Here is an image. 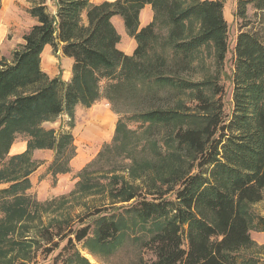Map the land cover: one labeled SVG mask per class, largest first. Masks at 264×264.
Segmentation results:
<instances>
[{"label": "trees", "instance_id": "1", "mask_svg": "<svg viewBox=\"0 0 264 264\" xmlns=\"http://www.w3.org/2000/svg\"><path fill=\"white\" fill-rule=\"evenodd\" d=\"M27 2L36 24L11 59L0 60V185H6L0 189V264H27L42 242L51 254L59 248L55 240H64L62 226L32 236L47 211L28 195L39 167L33 153L54 151V177L71 171L75 109L91 108L103 82L119 119L112 144L99 155L112 153L118 162L104 173L111 176L103 186L109 203L93 213L125 209L152 223L154 234L143 249L154 260L142 258L140 264H264L251 254L261 248L251 233H264V216L252 211L264 201V0H237L230 105L220 83L230 52L223 0ZM146 6L153 21L141 28ZM115 16L136 42L131 56L118 48ZM46 46L73 60L70 82L42 70ZM63 115L69 131L43 127ZM19 136L26 137L27 149L10 156ZM144 157L150 160L141 164ZM127 158L132 167H119V159ZM91 165L79 174L76 192L96 187ZM126 170L129 179L120 175ZM97 224L102 244L122 232L106 217ZM89 232L70 229L69 236L81 243Z\"/></svg>", "mask_w": 264, "mask_h": 264}, {"label": "rangeland", "instance_id": "2", "mask_svg": "<svg viewBox=\"0 0 264 264\" xmlns=\"http://www.w3.org/2000/svg\"><path fill=\"white\" fill-rule=\"evenodd\" d=\"M102 1L115 2L116 0H91L94 4H100ZM223 1L225 2L224 15L229 24L230 52L224 64V71L220 75V83L225 87V101L230 105L233 87L229 77L233 70L232 53L239 25L235 19L237 0ZM30 6L27 0H5L1 4L0 52L2 54L8 56L23 45L24 35L36 24V20L28 14ZM253 13L250 7L249 17H252ZM121 41L126 49L132 48V38L130 36L124 35L123 38L121 37ZM9 59H11V55ZM207 64H209L207 68L210 69L209 66L212 65L211 58L207 60ZM59 70L63 71L61 64ZM199 74L202 76V73ZM106 87L107 84L103 82L101 84V98L91 108L78 106L75 109L74 127L71 132L74 137L76 155L71 161V171L69 173L54 177L50 172L49 167L54 160V151L36 150L33 153V160L38 163L39 167L31 177L33 186L28 191V195L47 207V211L42 213L40 220L33 225L34 230L32 233L34 234L32 236L37 239L36 233L41 228L54 225L51 229H54L55 226L63 227L64 240H59V238L55 240L56 243H59V248L51 254L44 253V249L50 246H46L42 242L41 246L43 247L35 250L33 260L27 264H67L71 260L76 261L71 264H82L79 261L80 258L78 259L79 255L86 259L89 264H140L142 258L146 261L154 260L151 252L143 249V244L154 234L151 222L143 224L133 213L127 212L125 209L118 212L109 210L105 213H93L95 207L108 205L109 203L106 195L108 189L103 188V186L108 185L111 176L104 175V173L118 162V157L116 158L112 153L105 152L103 157L99 155L100 152L105 151L106 145L112 144L119 119L113 104L106 98ZM118 110L128 112L123 108ZM68 125L69 117L63 115L54 122L44 123L43 127L46 130L54 129L59 132L61 127L65 131H69ZM137 127L135 124L130 126L132 129ZM20 139L24 140L27 145V139L24 136H19L14 144ZM138 140H143L141 133ZM37 151L40 153L35 155ZM140 159L141 164L150 160L145 159V157ZM119 162L121 163L118 165L119 167H132L130 158L124 159V161L119 159ZM90 163H92L90 171L94 173L93 181L96 183V187L90 192H76L77 184L80 182L79 174ZM130 172L126 170L120 175L129 179ZM3 186L6 187V185ZM252 211H255L257 215L264 216V201L253 206ZM102 217L117 222L122 229L116 240L107 244L100 243L96 237L97 221ZM84 227H89L90 232L88 238L83 242H77L75 235L69 236L70 229L75 232ZM251 235L258 246L261 247L260 250H254L251 254L255 253L256 256L264 259V233L252 232ZM33 250L34 247L32 252Z\"/></svg>", "mask_w": 264, "mask_h": 264}, {"label": "crops", "instance_id": "3", "mask_svg": "<svg viewBox=\"0 0 264 264\" xmlns=\"http://www.w3.org/2000/svg\"><path fill=\"white\" fill-rule=\"evenodd\" d=\"M5 0H2L1 4H3ZM103 2V1H102ZM99 4V3H98ZM153 21V11L150 6H146L144 10L141 13L140 17V24L141 28L146 27ZM112 23L114 24L115 28L117 29L118 33L123 38L124 35H127L126 29L124 26V22L122 18L119 16H115L112 18ZM128 36V35H127ZM122 41L119 44L118 48L123 51L126 55L131 56L133 55L135 49H136V42L134 39H132V48L126 49L122 45ZM0 44H1V37H0ZM1 50V49H0ZM11 53L6 56L0 52V60L5 58L7 60H10ZM62 65V70H59V65ZM42 70L48 74L51 78L61 77L62 80L65 82H70L72 78V67H73V60L69 59L67 57H64L62 53H55L51 46H46L44 49V52L42 54ZM26 142L24 140L20 139L18 140L12 147L10 151V155H17L21 154L24 151H26ZM40 152H36L35 155H37ZM5 186L0 185V189L4 188Z\"/></svg>", "mask_w": 264, "mask_h": 264}]
</instances>
